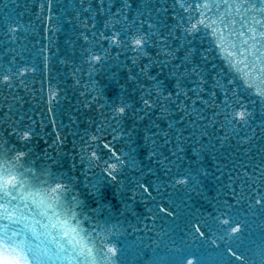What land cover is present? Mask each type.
I'll return each instance as SVG.
<instances>
[{"label": "snow or ice", "instance_id": "obj_1", "mask_svg": "<svg viewBox=\"0 0 264 264\" xmlns=\"http://www.w3.org/2000/svg\"><path fill=\"white\" fill-rule=\"evenodd\" d=\"M46 3L50 8L51 0H46ZM113 3L119 4L115 12L111 8ZM98 4L96 11L103 16L99 21L100 27H96L97 17L89 15V20L94 22L92 27L96 29L91 33L93 39L89 40L84 33L81 36L89 45L86 52L90 67L108 59L116 60L117 70L109 79L111 86L117 89V95L107 107L111 109V119L121 126V138L125 139L129 150H122L120 155L109 152L108 159L103 160L106 167L90 184V196L100 207L88 209L73 190L74 177L47 167L40 170L35 167V162L30 158L31 149L28 148L35 135L30 126L21 124L17 127L13 124L2 130L7 132V136L0 132V245L6 242L5 246L15 247L30 257L25 259L24 264H124L121 257L126 249H118L115 242L117 225L108 227L111 215L103 225L99 221L93 223L97 220V214L108 207L103 203L106 182L119 185L121 195L129 193L128 199L133 202L138 194L153 203L159 218L165 222L172 221V232L178 229L183 231L176 223L177 201L184 203L185 197L190 199L192 193L200 194V177L218 179L215 173L203 166L205 156L215 161L223 155L213 154L218 150L207 128L215 127L216 117L220 115L224 117L220 123L222 128L232 125L235 131L250 127L257 116L264 126V0H241L240 3L236 0L231 3L229 0H171L170 10L161 6L152 11L145 9L143 0H98ZM86 11L91 13L92 9ZM237 23L239 30L235 27ZM14 31L8 28L9 34ZM205 38L210 39V48L201 52L196 41L203 43ZM102 41L107 42L108 48L134 53L132 67L118 57H111ZM93 47L99 51L94 52ZM150 48L155 49V57L149 54ZM212 49L227 53L224 59L229 69H237V72L231 73L236 80L227 79L226 83H222L225 78L217 73L221 79L211 80L207 90L208 99H205L204 93L209 85L206 77L210 72L203 65L208 63L205 53ZM181 52L180 62L172 63ZM196 57L202 64L194 62ZM145 58L148 63L140 64ZM241 65L259 75L252 78L247 72L240 74ZM157 66L160 72L153 74L152 69ZM165 68H168L166 73L163 71ZM212 69H215L214 64ZM7 71L11 72V68ZM24 71L27 69L18 70L20 75ZM121 72L125 74L121 75ZM11 79L12 76L5 75L2 82L11 86ZM237 81L255 98L242 99L234 88ZM216 89L224 95L220 105L214 101ZM198 104L201 107H197ZM206 106L219 109L211 119L204 115ZM153 112L159 113V120L167 121L166 129L150 118L149 125L140 128V122ZM129 120L131 125L126 123ZM142 131L146 133L142 138L148 149L145 156L147 163L138 160L136 155V140ZM186 131L189 132L188 136L184 135ZM13 137L20 147L11 143ZM97 138L95 135L91 137L92 140ZM227 139V136L217 137L221 148ZM257 151L264 149L257 148ZM189 152L192 159L184 166L179 163L184 159L181 154L187 155ZM101 159L96 151H92L89 162L91 166L98 167L96 161ZM216 170H221L219 164ZM126 171L132 175L125 176L123 181L118 179ZM252 171L255 177L256 169ZM149 176L154 179L149 180ZM257 179L264 183V171L253 179V184ZM254 202L264 213V195L259 191L254 193ZM124 206L129 207L128 204ZM238 216V210L223 202L212 214L211 223L205 221L192 227L202 239L205 232L215 236L214 229L220 231L222 235L217 239L223 241L227 238L229 241L225 254L230 259L240 261L243 253L241 244L236 242L240 237L235 234L241 232V224L245 221ZM156 218L154 215L153 219ZM85 222L87 228L83 226ZM172 243L175 245L176 241L172 240ZM211 244L219 247L215 239ZM193 260L200 264V258L187 245L169 249L168 264H192Z\"/></svg>", "mask_w": 264, "mask_h": 264}, {"label": "water", "instance_id": "obj_2", "mask_svg": "<svg viewBox=\"0 0 264 264\" xmlns=\"http://www.w3.org/2000/svg\"><path fill=\"white\" fill-rule=\"evenodd\" d=\"M236 2L240 3L241 0ZM143 4L147 11L161 6L171 9V0H143ZM89 8L92 9L91 13L86 11ZM98 8V0H51L50 8L46 0H0V132L13 124L17 127L21 124L30 126L35 135L28 148L31 149L30 158L35 162V167L38 170L47 167L74 177L73 190L88 209L100 207L90 196V184L95 182L102 168L106 167L103 160L108 159L109 152L120 155L122 150H129L125 139L121 138V126L111 119V109L107 107L117 95V89L111 86L109 79L117 70L116 60L108 59L90 67L86 52L89 45L81 36L84 33L89 36V40L93 39L91 33L96 29L92 27L94 22L89 20V15L97 17L95 23L99 28V21L103 16L96 11ZM111 8L115 12L119 4L113 3ZM207 15L211 16L212 13ZM85 24L88 25L87 28L84 27ZM9 27L15 30L13 34L8 33ZM235 27L239 30V23ZM101 43L108 48L106 41ZM196 43L201 52L210 48L209 38H205L203 43L199 40ZM93 51L98 52L99 49L93 47ZM108 51L111 57H118L128 67H132L134 53L115 47L108 48ZM148 51L155 57L154 48ZM205 54L208 63L203 66L210 75L206 77L209 85L206 86L204 97L208 99L207 90L211 86V80L221 79V75L225 78L222 83H226L227 79L236 80L231 73L237 72V69H229V64L224 59L226 52L212 49ZM182 55V52L178 53L177 59L172 63H179ZM194 62L202 64L199 57ZM144 63H148L146 58L140 61V64ZM213 64L215 69H212ZM9 68L11 72L7 71ZM24 69L27 71L20 75L18 70ZM136 70H139V64ZM163 71L166 73L168 68ZM157 72H160L159 66L152 69L153 74ZM245 72L252 78L259 75L241 65L239 73ZM124 74L121 72V75ZM5 75L12 76L9 82L11 86L2 82ZM234 88L241 94L242 99L255 98L238 81ZM215 91V104L220 105L224 95L219 89ZM197 107L201 105L198 104ZM218 110L206 106L204 115L211 119ZM158 116V112L150 113L149 117L140 122V128L149 125L151 119L166 129L167 121L159 120ZM216 120L215 127H208L207 132L218 150L213 154L223 155L215 161L205 156L203 166L215 173L218 179L200 177V194L192 193L190 199L185 197L184 203L177 201L179 208L176 223L183 231L178 229L172 232V221L165 222L159 218L153 203L147 202L138 194L133 202L128 199L129 193L121 195L122 189L119 185L105 183L103 190L106 198L103 203L108 207L97 214V220L93 223L99 221L103 225L111 215L112 220L108 227L117 225L115 242L118 249H126L121 257L124 264H168L169 249L183 245L189 246L196 253L200 264H264V213L254 202V193L259 191L264 195V183L257 179L253 184V179L264 171V163H261L264 160V151H257V148L264 149V126L258 116L250 127L237 128L235 131L232 125L223 128L220 126L224 120L223 115L216 117ZM126 123L131 125L132 122L129 120ZM97 129L101 131L98 132ZM196 131L199 133V127ZM2 134L7 136V132ZM145 134L142 131L137 137L136 155L138 160L147 163L145 156L148 149L142 138ZM93 135L98 138L92 140ZM184 135L188 136L189 132L186 131ZM225 136L228 139L221 148L217 137ZM11 143L20 147L14 137ZM105 145L108 147H104ZM92 151L102 157L96 161L98 167L91 166L89 162ZM181 155L184 159L179 163L187 166L192 159L191 153ZM217 164L220 165V171L216 170ZM254 168L255 177L252 171ZM128 175L132 173L126 171L118 179L123 181ZM148 179L153 180L154 177L149 176ZM223 202L238 210V218L245 221L241 224V232L235 234L240 237L236 242L241 244L243 253L240 261L230 259L225 254L229 241L227 238L223 241L217 239L222 235L220 231L214 229L215 236L205 232L202 239L194 233L192 227L193 224L205 221L211 223L212 214ZM125 204L129 207L125 208ZM154 215L157 216L156 219H153ZM83 226L87 228L88 224L85 222ZM201 231L204 229L201 228ZM213 239L216 240L218 248L212 246ZM172 240L176 241L175 245ZM5 245H0V264H24L25 259H30L19 249ZM192 264H197L196 260Z\"/></svg>", "mask_w": 264, "mask_h": 264}]
</instances>
